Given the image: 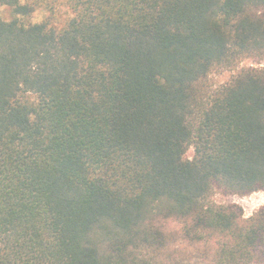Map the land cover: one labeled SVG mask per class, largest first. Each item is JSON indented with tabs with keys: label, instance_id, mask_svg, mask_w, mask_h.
<instances>
[{
	"label": "trees",
	"instance_id": "obj_1",
	"mask_svg": "<svg viewBox=\"0 0 264 264\" xmlns=\"http://www.w3.org/2000/svg\"><path fill=\"white\" fill-rule=\"evenodd\" d=\"M30 1L0 0V264H264V207L211 201L264 192V68L203 86L262 65L264 0Z\"/></svg>",
	"mask_w": 264,
	"mask_h": 264
},
{
	"label": "rangeland",
	"instance_id": "obj_2",
	"mask_svg": "<svg viewBox=\"0 0 264 264\" xmlns=\"http://www.w3.org/2000/svg\"><path fill=\"white\" fill-rule=\"evenodd\" d=\"M30 3L35 6V11L30 17L24 19V21L32 24H39L50 17V13L47 12L41 0H31ZM65 15H67V13L64 12L62 15H56L53 19V22L58 24L63 18L65 19ZM0 18L5 21H9L12 18V13L10 9L0 8ZM251 67L264 68V62L262 63V65H259L255 63V61H253L252 59H249L243 60L239 63V65H237L231 70L216 69L208 76L206 81L203 83V86L206 88L209 94H212L213 92L230 82L231 79L235 77V75H237L241 70L248 69ZM192 157L193 148H190L187 151L185 158L191 160ZM211 201L212 203L218 206H236L242 211L243 218L248 219L255 213H257L259 209L264 207V192L253 193L245 197H240L236 195H225L221 192H217L211 197ZM169 229L172 231L179 232L180 225H178L177 223H171L169 225ZM178 243L180 249L183 252H187L189 256H191L192 254H194V256L196 255L195 247H191L189 243H187V241L181 238Z\"/></svg>",
	"mask_w": 264,
	"mask_h": 264
}]
</instances>
